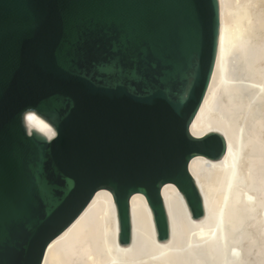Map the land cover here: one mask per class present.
<instances>
[{"label": "water", "instance_id": "95a60500", "mask_svg": "<svg viewBox=\"0 0 264 264\" xmlns=\"http://www.w3.org/2000/svg\"><path fill=\"white\" fill-rule=\"evenodd\" d=\"M218 30V0H0V264H40L99 188L120 245L134 192L158 241L169 235L162 184L203 214L188 162L219 158L225 140L189 123Z\"/></svg>", "mask_w": 264, "mask_h": 264}, {"label": "bare ground", "instance_id": "6f19581e", "mask_svg": "<svg viewBox=\"0 0 264 264\" xmlns=\"http://www.w3.org/2000/svg\"><path fill=\"white\" fill-rule=\"evenodd\" d=\"M213 68L189 123L195 137L217 132L225 150L188 162L203 203L190 216L172 182L161 185L169 235L158 241L143 193L129 197L131 237L118 243L111 192L97 189L47 244L40 264H264V0H218Z\"/></svg>", "mask_w": 264, "mask_h": 264}, {"label": "snow or ice", "instance_id": "6c2138e0", "mask_svg": "<svg viewBox=\"0 0 264 264\" xmlns=\"http://www.w3.org/2000/svg\"><path fill=\"white\" fill-rule=\"evenodd\" d=\"M32 117H29V119H31Z\"/></svg>", "mask_w": 264, "mask_h": 264}]
</instances>
